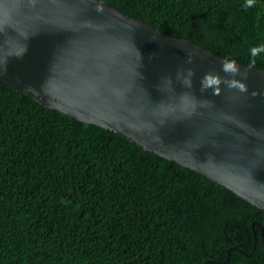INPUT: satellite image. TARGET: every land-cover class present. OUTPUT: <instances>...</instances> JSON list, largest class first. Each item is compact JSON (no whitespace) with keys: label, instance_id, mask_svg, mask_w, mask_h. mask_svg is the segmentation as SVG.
Here are the masks:
<instances>
[{"label":"trees","instance_id":"16d2710c","mask_svg":"<svg viewBox=\"0 0 264 264\" xmlns=\"http://www.w3.org/2000/svg\"><path fill=\"white\" fill-rule=\"evenodd\" d=\"M100 1L264 70V0ZM0 264H264V214L0 81Z\"/></svg>","mask_w":264,"mask_h":264},{"label":"water","instance_id":"95a60500","mask_svg":"<svg viewBox=\"0 0 264 264\" xmlns=\"http://www.w3.org/2000/svg\"><path fill=\"white\" fill-rule=\"evenodd\" d=\"M226 62L100 0H0L1 82L206 176L264 214V70L235 63L232 75ZM207 74L220 78L218 96L216 86L201 90Z\"/></svg>","mask_w":264,"mask_h":264},{"label":"clouds","instance_id":"9594fccd","mask_svg":"<svg viewBox=\"0 0 264 264\" xmlns=\"http://www.w3.org/2000/svg\"><path fill=\"white\" fill-rule=\"evenodd\" d=\"M255 5V0H246V4L245 7L246 8H250V7H254ZM97 11H103L101 6H97ZM260 51H264V46L260 47V48H253L251 49V53L253 55V57L255 55H257ZM191 62V55L189 56V63ZM255 65V60H253L251 62V64L249 65V67H253ZM222 70L226 73H231L232 75H236L239 73V69L235 66V61H230V62H226L223 64ZM192 73L189 72V75H191ZM244 78H247V73H243ZM221 83V80L218 76H213L211 74H207L205 75V77L202 79L201 84H202V88L201 90H206L208 88H211L213 86L214 87V91H213V95L218 96L220 94V89H219V85ZM224 83H226L228 85L229 88H236L241 92H246L247 91V87L244 83H241L237 80H225ZM189 86H190V82H189ZM208 102H205V104H207Z\"/></svg>","mask_w":264,"mask_h":264}]
</instances>
